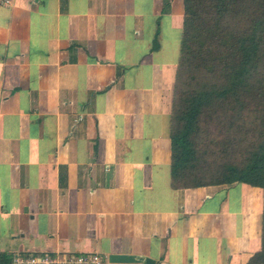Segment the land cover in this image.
Segmentation results:
<instances>
[{"label":"crops","instance_id":"0c3cea01","mask_svg":"<svg viewBox=\"0 0 264 264\" xmlns=\"http://www.w3.org/2000/svg\"><path fill=\"white\" fill-rule=\"evenodd\" d=\"M184 18L185 0L0 3V264H247L261 249L262 187L172 185Z\"/></svg>","mask_w":264,"mask_h":264},{"label":"trees","instance_id":"16d2710c","mask_svg":"<svg viewBox=\"0 0 264 264\" xmlns=\"http://www.w3.org/2000/svg\"><path fill=\"white\" fill-rule=\"evenodd\" d=\"M171 138L173 187L264 189V0H185Z\"/></svg>","mask_w":264,"mask_h":264},{"label":"built area","instance_id":"2783aa9c","mask_svg":"<svg viewBox=\"0 0 264 264\" xmlns=\"http://www.w3.org/2000/svg\"><path fill=\"white\" fill-rule=\"evenodd\" d=\"M4 2L9 0H0ZM12 264H105V261L98 252L29 253L14 255Z\"/></svg>","mask_w":264,"mask_h":264},{"label":"water","instance_id":"95a60500","mask_svg":"<svg viewBox=\"0 0 264 264\" xmlns=\"http://www.w3.org/2000/svg\"><path fill=\"white\" fill-rule=\"evenodd\" d=\"M139 259H144L147 264H151L153 262V260L150 257L139 258L133 254H126V253H113L110 254L109 256V260L112 262H132Z\"/></svg>","mask_w":264,"mask_h":264},{"label":"rangeland","instance_id":"374dc122","mask_svg":"<svg viewBox=\"0 0 264 264\" xmlns=\"http://www.w3.org/2000/svg\"><path fill=\"white\" fill-rule=\"evenodd\" d=\"M216 122H217V121H213V122H211L210 125L203 124V126H204V127L207 126L209 129H213V132L216 133V134H218V133H217V130H216V125H217ZM205 128H206V127H205Z\"/></svg>","mask_w":264,"mask_h":264}]
</instances>
